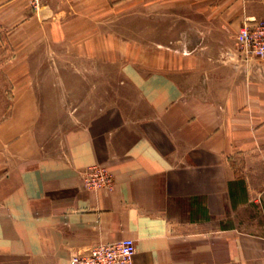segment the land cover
<instances>
[{
	"label": "crops",
	"instance_id": "1",
	"mask_svg": "<svg viewBox=\"0 0 264 264\" xmlns=\"http://www.w3.org/2000/svg\"><path fill=\"white\" fill-rule=\"evenodd\" d=\"M248 18L264 0H0V264H69L123 238L129 264H264V59L239 55ZM54 54L116 71L91 104L57 99L40 92ZM95 164L112 190L84 186Z\"/></svg>",
	"mask_w": 264,
	"mask_h": 264
},
{
	"label": "built area",
	"instance_id": "2",
	"mask_svg": "<svg viewBox=\"0 0 264 264\" xmlns=\"http://www.w3.org/2000/svg\"><path fill=\"white\" fill-rule=\"evenodd\" d=\"M28 2L37 9L42 0ZM236 38L242 60L249 62L264 59V18H248L240 27ZM83 182L87 189L110 191L113 188L111 172L100 164L87 168L83 174ZM135 250V243L131 238L99 243L85 254H73L69 264H129Z\"/></svg>",
	"mask_w": 264,
	"mask_h": 264
},
{
	"label": "rangeland",
	"instance_id": "3",
	"mask_svg": "<svg viewBox=\"0 0 264 264\" xmlns=\"http://www.w3.org/2000/svg\"><path fill=\"white\" fill-rule=\"evenodd\" d=\"M128 25V24H127ZM128 27H131L132 31H140V20H137L136 22L133 23L131 26L128 25ZM77 58H72L70 56H65L64 54H54L53 56V63L54 67L53 69H45L42 70V79L47 78L52 79L53 83L45 85H41V90L40 92H52L56 94L57 99L60 98L61 93H64V91H67L66 89H69V93H72L74 96L77 93H82L84 101H81V104L84 103V105L91 104L92 103V95H93V90L96 91L97 93L100 92L102 93L103 90L108 88V80L110 76H113L114 69H111L109 65H106L104 62L101 64V68L94 69L93 68V60H81ZM79 62V64L82 65V68H80L78 73L74 68L66 69L64 68V65L71 66L72 63L76 64ZM74 70V71H72ZM53 72L51 75H49L50 72ZM65 71H67L66 74H68V77L72 76H81L84 78L83 83L80 85H77L74 83L70 84L68 87H64V74ZM111 71V72H110ZM95 82L93 83V81ZM98 88L100 90H98ZM97 89V90H96ZM59 103L61 101L59 100ZM58 103V104H59ZM80 103V102H79ZM77 107V106H76ZM58 120L60 118H57ZM54 121H56V118H54ZM55 136V135H54ZM58 135L55 136L54 140L57 138ZM250 216H252V212L248 213Z\"/></svg>",
	"mask_w": 264,
	"mask_h": 264
}]
</instances>
